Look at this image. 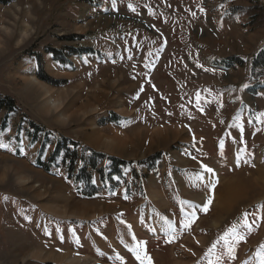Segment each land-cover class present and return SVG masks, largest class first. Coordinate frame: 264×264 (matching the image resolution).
<instances>
[{
	"label": "rangeland",
	"instance_id": "1",
	"mask_svg": "<svg viewBox=\"0 0 264 264\" xmlns=\"http://www.w3.org/2000/svg\"><path fill=\"white\" fill-rule=\"evenodd\" d=\"M261 94L264 0H0V96L17 107L0 112V264H140V242L152 264H264ZM55 139L82 164L105 155L96 195L62 153L50 163Z\"/></svg>",
	"mask_w": 264,
	"mask_h": 264
},
{
	"label": "trees",
	"instance_id": "2",
	"mask_svg": "<svg viewBox=\"0 0 264 264\" xmlns=\"http://www.w3.org/2000/svg\"><path fill=\"white\" fill-rule=\"evenodd\" d=\"M93 52V50L89 49L88 52ZM241 63H243V61L241 59L235 58V57H228L225 59L220 60L217 65L225 67V68H231L234 65H238L240 66ZM17 111V107L15 106L14 101L5 96V97H1L0 96V112H4L5 113V117L7 114L12 113V112H16ZM5 117L3 118L2 124H1V129L4 130L6 128V120ZM30 129L32 130H36L35 133H38L42 130V128L34 125L33 123H30ZM56 140V139H55ZM62 141L59 139L58 141L56 140V143L53 144L54 148L52 150V152L49 155V161L50 163H52L55 160V157L60 155V153H62V162L65 164V166L67 165L66 169L68 171L69 176H71L73 173H76L77 178L75 179H79V181H82L85 184V188L83 191H81V195L83 197L86 196H94L96 195L97 191L95 190V188L92 186L91 184V171H96L97 173L102 172L101 169L96 170L97 166L95 164L96 158H98L99 160H103L106 159L104 156V154H99V153H95L92 152V158L89 161V164L84 163L83 162V158H77V153H79L78 150V146H73L76 145L75 143H73V145L71 146H65L64 150H62L60 143ZM45 146H41V148H43ZM81 153H83L82 150H80ZM114 163L117 164V166L115 167L114 173H117V169L120 168L124 163L122 161H118V160H111ZM38 165L44 169H48L47 166H44L43 164H41L40 162H38ZM88 190V191H85ZM89 192V193H87Z\"/></svg>",
	"mask_w": 264,
	"mask_h": 264
},
{
	"label": "snow or ice",
	"instance_id": "3",
	"mask_svg": "<svg viewBox=\"0 0 264 264\" xmlns=\"http://www.w3.org/2000/svg\"><path fill=\"white\" fill-rule=\"evenodd\" d=\"M256 119L258 122L264 123V112L259 113V115L256 117ZM22 144H23V141H20L21 146L19 147V151H20L21 155L24 153V148L22 147ZM7 147H8L7 144L0 143V148H7ZM205 170L207 172H212L211 168H206ZM204 210L205 211L207 210V204L204 205ZM194 218H195V215L193 213V214H191L190 219L184 222V227H189L191 222H192V219H194ZM257 218H259V217H257ZM242 223H243L244 227H246V228L251 227V225L248 222L247 214L244 215ZM162 231H164L168 236L167 242H169V243L174 242L176 228L173 226L171 221H166V227L164 229H162ZM235 231H236V228H235V226H233L229 230V233L234 235ZM227 234L228 233H226L225 235H227ZM237 238L240 240L243 239V237H237ZM221 239L223 240L224 237H221ZM142 248H143V242H140V244L137 245L136 249H134V251L136 252V259L140 261V264H152L150 257H147L145 254H143Z\"/></svg>",
	"mask_w": 264,
	"mask_h": 264
},
{
	"label": "bare ground",
	"instance_id": "4",
	"mask_svg": "<svg viewBox=\"0 0 264 264\" xmlns=\"http://www.w3.org/2000/svg\"><path fill=\"white\" fill-rule=\"evenodd\" d=\"M207 1V0H206ZM119 17H121V16H119ZM121 18H123V19H125L124 17H121ZM130 19V18H129ZM125 20H127V19H125ZM131 20V19H130ZM132 21H135V22H137V23H142L143 24V22H141V21H139V20H136V19H132ZM144 24H145V22H144ZM208 39V38H207ZM33 80L35 81V82H37V79H35L34 77H33ZM38 83V82H37ZM43 86V85H42ZM55 103H53V105H54ZM95 111V110H94ZM62 117H64V113H62L61 114V118ZM100 139V138H99ZM109 139V138H108ZM101 140V139H100ZM105 140V139H104ZM104 142V141H103ZM102 142V143H103ZM116 142H123L122 141V139L119 137V135H115L114 137H113V139L112 140H110L109 141V143L110 144H106V146H113V144H115ZM257 161V160H256ZM201 171V173H203V172H205L204 171V169L203 170H200ZM200 173V174H201ZM22 179V178H21ZM22 183H27V180H25V179H22V181H21ZM50 188V187H49ZM29 189L32 191V195H33V197H35V198H37V199H41V198H43L44 197V199H45V196L47 195L46 194V191H45V187L43 188V187H41V185H33V186H29ZM235 190V188H233V186L230 184L229 186H228V188H227V191H229V194H235L236 192L234 191ZM47 198V197H46ZM71 202V201H70ZM70 204V203H69ZM82 204V203H81ZM80 206V205H79ZM85 206V205H84ZM88 207V206H87ZM91 208V207H90ZM59 209V208H58ZM90 210V209H89ZM58 214L59 215H66V212H65V209H62V208H60L58 211ZM74 213V212H73ZM82 215H83V212H82ZM77 216V215H76ZM81 216V215H80ZM105 242L106 243H108V241H107V239H105ZM104 242V243H105ZM106 243H105V245H106ZM111 243V242H110ZM110 243H109V245H110ZM112 244H113V242H112ZM107 246V245H106ZM49 256V255H48ZM59 257V256H58ZM44 259V258H43ZM46 259H49L48 257L46 258ZM56 259H58V258H56ZM75 259V261H77L76 262V264H83L84 262H85V259H83V260H81V258H78V257H75L74 258ZM60 260V259H59ZM61 261L64 263V264H68V263H70L71 261H69V260H67V258L66 257H63V258H61ZM93 264H98V263H93Z\"/></svg>",
	"mask_w": 264,
	"mask_h": 264
},
{
	"label": "crops",
	"instance_id": "5",
	"mask_svg": "<svg viewBox=\"0 0 264 264\" xmlns=\"http://www.w3.org/2000/svg\"><path fill=\"white\" fill-rule=\"evenodd\" d=\"M257 99H258V104H261L262 107L264 108V96H263V94L258 95V96H257ZM256 110H259V109H256ZM244 114H245V112H244ZM249 122H250V120H249ZM250 124H251V123H250ZM253 125H255L254 127L260 129V127H258L257 124H253ZM259 129L256 130V131H258V132H257L258 134L261 133V132L259 131Z\"/></svg>",
	"mask_w": 264,
	"mask_h": 264
}]
</instances>
